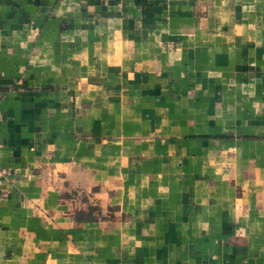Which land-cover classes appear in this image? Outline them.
Masks as SVG:
<instances>
[{"label": "crops", "instance_id": "obj_1", "mask_svg": "<svg viewBox=\"0 0 264 264\" xmlns=\"http://www.w3.org/2000/svg\"><path fill=\"white\" fill-rule=\"evenodd\" d=\"M0 264H264V0H0Z\"/></svg>", "mask_w": 264, "mask_h": 264}, {"label": "built area", "instance_id": "obj_2", "mask_svg": "<svg viewBox=\"0 0 264 264\" xmlns=\"http://www.w3.org/2000/svg\"><path fill=\"white\" fill-rule=\"evenodd\" d=\"M8 171L5 168L0 167V179L1 177H4Z\"/></svg>", "mask_w": 264, "mask_h": 264}]
</instances>
